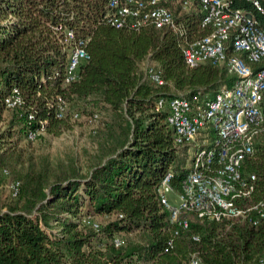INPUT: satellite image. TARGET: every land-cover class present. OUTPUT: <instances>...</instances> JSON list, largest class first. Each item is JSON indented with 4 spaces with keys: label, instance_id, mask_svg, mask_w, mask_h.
I'll list each match as a JSON object with an SVG mask.
<instances>
[{
    "label": "trees",
    "instance_id": "1",
    "mask_svg": "<svg viewBox=\"0 0 264 264\" xmlns=\"http://www.w3.org/2000/svg\"><path fill=\"white\" fill-rule=\"evenodd\" d=\"M173 1L160 3L181 34L133 26L129 15L117 26L107 20L110 0H0V172L9 178L0 192V264H189L193 253L203 264H257L264 217L186 211L173 220L160 200L164 175L171 172L169 183L179 191L190 168L188 148L175 142L168 108H156L158 99L211 97L237 78L225 63L187 64L186 40L211 26L202 25L198 5L179 14ZM229 2V10H248L264 26V0ZM68 30L73 37L65 40ZM233 36L225 42L228 54L235 53ZM75 43L88 57L66 80ZM240 55L252 72L264 67V57ZM148 60L156 62L161 83L149 77ZM14 89L20 102L8 106ZM80 116L91 120L89 147L65 158L35 150L33 140L59 134ZM241 172L256 177L239 202L264 198V124ZM11 182L18 183L15 194Z\"/></svg>",
    "mask_w": 264,
    "mask_h": 264
},
{
    "label": "built area",
    "instance_id": "2",
    "mask_svg": "<svg viewBox=\"0 0 264 264\" xmlns=\"http://www.w3.org/2000/svg\"><path fill=\"white\" fill-rule=\"evenodd\" d=\"M160 1L110 0L112 11L107 13V20L119 26L129 15L136 18L131 21L133 26H168L183 33L172 11ZM178 1L183 7H190L193 3L198 5L203 11L202 25L211 26L207 34L186 40L183 51L187 64L193 66L202 60L225 63L237 78L231 86L222 87L211 97L196 93L190 97L158 99L156 108H168L167 120L174 128L177 144L191 142L201 132L204 136L202 142H195L193 146L190 169L182 181V189L177 191L171 186V172H167L159 185L160 200L173 220L182 212L193 211L201 218H247L256 222L264 217V198L248 201L247 206L240 203L250 196L256 177L254 173H249L245 178L241 166L253 151L255 136L264 124V67L252 72L240 53L246 52L250 60L264 57V26L255 25L254 21L247 19L242 14L244 9L229 10L230 0ZM232 31L235 53L228 54L225 42ZM72 37V30H68L65 40ZM87 57L86 50L75 43L69 56L66 80L74 77L80 59ZM146 71L152 80L162 82L154 65H146ZM5 100L8 106L19 103L16 89ZM210 130L212 137H209ZM34 135L35 132L29 131V137ZM212 164H217L214 170L211 169ZM17 185V182L8 185L13 194ZM171 192L175 194L173 198L169 197ZM182 224L185 226L187 220L183 219ZM93 225L97 226V222ZM115 243H119L118 238ZM189 264L203 263L193 253ZM257 264H264V248Z\"/></svg>",
    "mask_w": 264,
    "mask_h": 264
},
{
    "label": "rangeland",
    "instance_id": "3",
    "mask_svg": "<svg viewBox=\"0 0 264 264\" xmlns=\"http://www.w3.org/2000/svg\"><path fill=\"white\" fill-rule=\"evenodd\" d=\"M196 4L193 3L190 7H183L178 0L173 1L172 7L178 8V13L181 14L183 11L189 10L192 6ZM177 23V22H176ZM179 25V24H178ZM150 65H156L155 61L148 60ZM7 114V112H6ZM91 120L86 119L85 116H80L78 119H74L72 126L65 128L60 131L59 134H49L43 133L42 136L37 137L33 140L32 145L35 147V150L38 152H48L52 156H58L61 158L67 157L74 150H83L86 147H89L92 140V133L90 132ZM203 133H199L195 136L194 140L191 142H186L184 145L188 148V158L187 165L190 163V155L193 149L195 142H202ZM7 176H3L0 172V192L6 193L7 187L6 182L8 181ZM10 184V183H9ZM174 193H169V197L173 198ZM249 202H245L247 205ZM119 237L122 238L123 235L119 234Z\"/></svg>",
    "mask_w": 264,
    "mask_h": 264
},
{
    "label": "water",
    "instance_id": "4",
    "mask_svg": "<svg viewBox=\"0 0 264 264\" xmlns=\"http://www.w3.org/2000/svg\"><path fill=\"white\" fill-rule=\"evenodd\" d=\"M242 14L249 20L254 21L255 20V16L253 13H251L248 10H243Z\"/></svg>",
    "mask_w": 264,
    "mask_h": 264
}]
</instances>
